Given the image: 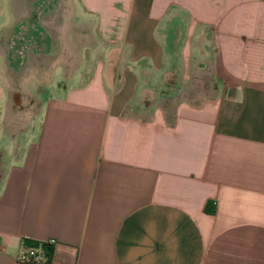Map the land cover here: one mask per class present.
I'll list each match as a JSON object with an SVG mask.
<instances>
[{"label":"crops","instance_id":"obj_1","mask_svg":"<svg viewBox=\"0 0 264 264\" xmlns=\"http://www.w3.org/2000/svg\"><path fill=\"white\" fill-rule=\"evenodd\" d=\"M42 2L62 62L95 65H59L15 137L0 82V142L23 141L0 150V264L24 237L53 264H264V0ZM207 66L209 95L175 99Z\"/></svg>","mask_w":264,"mask_h":264},{"label":"rangeland","instance_id":"obj_2","mask_svg":"<svg viewBox=\"0 0 264 264\" xmlns=\"http://www.w3.org/2000/svg\"><path fill=\"white\" fill-rule=\"evenodd\" d=\"M47 3L54 5L53 2L43 3L42 0H36L35 4L29 0H10L9 6L14 13L12 14L16 20H20V23L16 30L13 31L14 24H10L0 34L2 37L0 40V82L10 94V106L6 114L5 126L13 137L26 130L29 123L33 128L41 101L52 93H58L59 84L67 85L69 79L60 77L59 65H63L66 70L79 67L85 71L91 70L95 65L90 61L67 60L62 62L58 36L53 33V28L56 32L58 31V14H55L50 22L46 21L43 6ZM29 4L36 7L38 5L39 8L28 13L26 10ZM45 40L51 44L46 45ZM72 54L75 57L74 53ZM194 75L184 80V92L177 95L175 99L182 96L196 100L209 95L205 90L214 84L210 67L207 66L205 70L197 71ZM88 79L82 78L77 81ZM14 93H17L15 98ZM15 100L19 102L15 104ZM7 140L5 138L4 142H0V150L10 151L11 144ZM22 150L23 141L16 140L11 148V157L19 159Z\"/></svg>","mask_w":264,"mask_h":264},{"label":"trees","instance_id":"obj_3","mask_svg":"<svg viewBox=\"0 0 264 264\" xmlns=\"http://www.w3.org/2000/svg\"><path fill=\"white\" fill-rule=\"evenodd\" d=\"M205 210L208 212H213V208L210 205H206ZM23 246L36 247L39 249L41 254V259L36 260L34 256H30L28 261L25 264H53L52 263V254H53V243L47 241H37L30 238H22Z\"/></svg>","mask_w":264,"mask_h":264},{"label":"built area","instance_id":"obj_4","mask_svg":"<svg viewBox=\"0 0 264 264\" xmlns=\"http://www.w3.org/2000/svg\"><path fill=\"white\" fill-rule=\"evenodd\" d=\"M17 93H14V98ZM19 101H14L15 104H17ZM47 242L53 243L52 240H49ZM30 256H34L36 260L41 259V254L38 248L36 247H30V246H23L22 251L19 255V261L22 263H25L28 261Z\"/></svg>","mask_w":264,"mask_h":264}]
</instances>
